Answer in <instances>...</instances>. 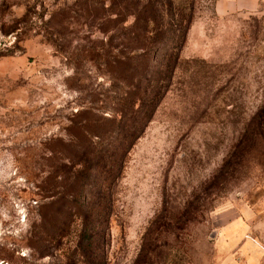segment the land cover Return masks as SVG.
I'll return each mask as SVG.
<instances>
[{"label":"rangeland","instance_id":"obj_1","mask_svg":"<svg viewBox=\"0 0 264 264\" xmlns=\"http://www.w3.org/2000/svg\"><path fill=\"white\" fill-rule=\"evenodd\" d=\"M213 2L0 0V264H264V0Z\"/></svg>","mask_w":264,"mask_h":264},{"label":"trees","instance_id":"obj_2","mask_svg":"<svg viewBox=\"0 0 264 264\" xmlns=\"http://www.w3.org/2000/svg\"><path fill=\"white\" fill-rule=\"evenodd\" d=\"M190 21V20H189ZM147 21V25H145L146 32L148 37L151 38V40L155 41L158 40L162 36V29L159 26H149ZM190 26V22H188L185 25H180L177 27L171 37L172 45L170 46L171 52L175 51V55L177 53V50L179 49V46L182 44V40H184L187 29ZM178 42H181L178 44ZM156 94H158V91L154 94H150L147 98L148 104L146 106V109L143 112L142 118L138 121L136 119H132L134 121V125L132 126V131H129L125 134V136L121 139V142H119V146L121 147L120 151H112L110 153H100L97 157V164L98 162H103L101 165L102 169L105 170V174L102 178V183L105 184L108 178L112 179L115 175H118V172H120V168L123 164V156L124 152H126L135 142V140L138 138V136L143 131L144 126L146 125L147 121L150 119L154 108L157 104V102L160 99V96L158 97ZM121 118H128L124 113H121ZM81 165H84L85 168H89L91 166L90 159L84 155L82 156L79 161ZM99 195V194H98ZM102 195V194H101ZM103 195L101 196V198ZM98 198L96 200L95 206L96 211H100L102 213V210L109 208V202L110 200H104L102 198ZM106 199V198H105ZM91 245H80L82 247V253L84 255L87 254L89 247ZM91 264H102V263H96V261H90Z\"/></svg>","mask_w":264,"mask_h":264},{"label":"crops","instance_id":"obj_3","mask_svg":"<svg viewBox=\"0 0 264 264\" xmlns=\"http://www.w3.org/2000/svg\"><path fill=\"white\" fill-rule=\"evenodd\" d=\"M262 0H214L213 10L218 16L228 15L238 11H253Z\"/></svg>","mask_w":264,"mask_h":264}]
</instances>
